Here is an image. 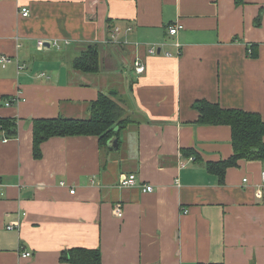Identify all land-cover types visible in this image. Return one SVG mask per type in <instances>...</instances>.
Listing matches in <instances>:
<instances>
[{
  "label": "crops",
  "instance_id": "crops-1",
  "mask_svg": "<svg viewBox=\"0 0 264 264\" xmlns=\"http://www.w3.org/2000/svg\"><path fill=\"white\" fill-rule=\"evenodd\" d=\"M90 46L98 71L75 70ZM1 55L0 117L17 134L0 130V264H69L75 248L102 264H264V162L209 173L232 156L231 130L195 108L264 121V0H0ZM100 94L126 119L105 145L53 137L34 158V120L88 119Z\"/></svg>",
  "mask_w": 264,
  "mask_h": 264
},
{
  "label": "trees",
  "instance_id": "trees-1",
  "mask_svg": "<svg viewBox=\"0 0 264 264\" xmlns=\"http://www.w3.org/2000/svg\"><path fill=\"white\" fill-rule=\"evenodd\" d=\"M258 21V20H257ZM99 55L95 47H88L79 57L74 59L73 68L82 73L98 71ZM198 112L197 124L210 126H228L231 130L233 154L225 161L207 163L206 170L215 174L222 182L228 168L235 167L239 160L264 162V121L256 113L237 109H223L217 104L200 101L195 104ZM123 110L107 96L100 94L91 104L88 119H56L34 120L32 125L34 158L41 156L40 145L53 137L97 136L101 145L114 135V127H121L126 119ZM0 130L6 137L15 138L16 121L0 117ZM61 261L69 264H102L98 249L75 248L61 252ZM223 264V263H205Z\"/></svg>",
  "mask_w": 264,
  "mask_h": 264
},
{
  "label": "built area",
  "instance_id": "built-area-1",
  "mask_svg": "<svg viewBox=\"0 0 264 264\" xmlns=\"http://www.w3.org/2000/svg\"><path fill=\"white\" fill-rule=\"evenodd\" d=\"M20 13H21V16L22 17H27L29 15V10L27 8H21L20 10ZM181 29V26L180 25H171L168 27V34L170 36H175L178 32V30ZM40 46L43 45L42 42H40L39 44ZM175 46L176 48H179L180 46L178 45V43H175ZM150 54H155L156 53V47L155 46H152L149 51H148ZM248 54H251V51H248ZM168 55V54H167ZM169 56V55H168ZM10 63V59L9 57L5 56V55H1L0 56V65L4 68L6 66V64ZM133 66H134V71L137 75H140L142 74L144 71H145V65L142 63V61L140 60H135L134 63H133ZM17 100H15L16 102ZM12 103H14V101H12L10 103V101H7L5 103L6 106H10ZM136 184V177L135 175L133 174H130V175H122L121 178H120V181H119V187L121 188H127V187H132ZM60 186H65V183H60ZM2 184L0 183V192H2ZM153 190V188L151 186H144L142 188V191L143 192H146V193H151ZM70 194H73L74 193V190H71L69 192ZM116 214L119 218L122 217V210L121 209H117L116 210ZM14 227L11 225H9L7 227L8 230H11L13 229ZM30 253H23L22 254V257L23 258H28L30 257Z\"/></svg>",
  "mask_w": 264,
  "mask_h": 264
},
{
  "label": "water",
  "instance_id": "water-1",
  "mask_svg": "<svg viewBox=\"0 0 264 264\" xmlns=\"http://www.w3.org/2000/svg\"><path fill=\"white\" fill-rule=\"evenodd\" d=\"M110 142L112 143V142H114V141L111 140Z\"/></svg>",
  "mask_w": 264,
  "mask_h": 264
}]
</instances>
